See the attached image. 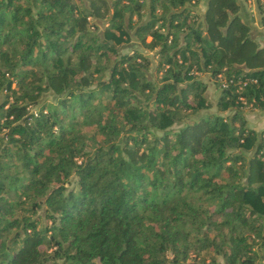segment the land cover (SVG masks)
<instances>
[{
    "label": "trees",
    "instance_id": "16d2710c",
    "mask_svg": "<svg viewBox=\"0 0 264 264\" xmlns=\"http://www.w3.org/2000/svg\"><path fill=\"white\" fill-rule=\"evenodd\" d=\"M197 1L0 0V264H264V46Z\"/></svg>",
    "mask_w": 264,
    "mask_h": 264
},
{
    "label": "rangeland",
    "instance_id": "374dc122",
    "mask_svg": "<svg viewBox=\"0 0 264 264\" xmlns=\"http://www.w3.org/2000/svg\"><path fill=\"white\" fill-rule=\"evenodd\" d=\"M252 1V0H251ZM245 0V2L247 3L248 7H252L253 6V2ZM199 17V15H198ZM89 19H91L89 17ZM149 37L147 36V39ZM132 40L130 42H125L123 43L120 47L122 50H130L131 47H133L132 45H135L136 47H139L140 50H142L143 52H145V54L148 55V57L150 58V66L148 67V71L150 76L155 79V78H159L161 75V71H155L154 70V66L156 64V55L153 54V50H147L145 48H141L140 44L135 40V38L132 36L131 38ZM135 40V41H133ZM199 73L200 77H202V79L204 80V82L206 83V87H205V93L207 94L210 102H211V107L209 108L210 110H216V106H215V102H216V94H217V88L214 85L213 81L211 79H208L207 74L202 72H197ZM14 83H12L10 85V87H13ZM5 91H0V97L3 96ZM55 97L53 96V94L51 93L50 90H45L43 91L40 96H38V102L29 106L28 110H35V108H37L41 102H45V103H53L55 101ZM45 110L47 109V107H44ZM241 110H242V115L243 117H245V122H247L246 124L250 127V125L248 124V121L246 120V115H244L243 113H247L250 111H258V110H262L261 108H259L258 106H251L249 103H244L241 106ZM263 111V110H262ZM225 112V111H223ZM252 122V121H251ZM81 129L83 131H91V126H86V125H82ZM71 184V183H70ZM69 184V185H70ZM40 247H42V245H40ZM58 262H60V260H57ZM47 264H50V262H47ZM179 264H198L196 261H192L191 258H188L184 263H179Z\"/></svg>",
    "mask_w": 264,
    "mask_h": 264
},
{
    "label": "crops",
    "instance_id": "0c3cea01",
    "mask_svg": "<svg viewBox=\"0 0 264 264\" xmlns=\"http://www.w3.org/2000/svg\"><path fill=\"white\" fill-rule=\"evenodd\" d=\"M236 2L240 7L239 10L243 12L244 16L246 17V21L249 26V36L254 40L258 47L264 46V24L260 22L255 6L253 5L252 7H248L245 0H236ZM206 4L207 0H198L195 5H193V8L198 13L200 20L203 19ZM243 114L246 115V120L248 121L250 127L254 128L255 130L264 128V111H250Z\"/></svg>",
    "mask_w": 264,
    "mask_h": 264
},
{
    "label": "built area",
    "instance_id": "2783aa9c",
    "mask_svg": "<svg viewBox=\"0 0 264 264\" xmlns=\"http://www.w3.org/2000/svg\"><path fill=\"white\" fill-rule=\"evenodd\" d=\"M248 1H251V0H248ZM251 2H253V0L251 1ZM254 3V2H253ZM254 5V4H253ZM221 85L222 86H225V81L224 80H221ZM251 106H252V104L251 103H249Z\"/></svg>",
    "mask_w": 264,
    "mask_h": 264
}]
</instances>
